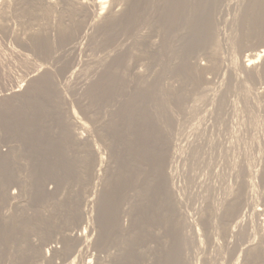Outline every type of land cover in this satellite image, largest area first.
I'll use <instances>...</instances> for the list:
<instances>
[{"label": "rangeland", "instance_id": "obj_1", "mask_svg": "<svg viewBox=\"0 0 264 264\" xmlns=\"http://www.w3.org/2000/svg\"><path fill=\"white\" fill-rule=\"evenodd\" d=\"M127 1H129V6H131V9H132L131 11L137 15V17L140 21V24L145 23V25H146V24H149V22H150V24L152 23L151 25L149 24L148 26L151 28L150 31H152V34H153V37H154L153 41H155L156 45L158 44V46H159V43L164 42L165 48L168 45H174L172 43V39L175 38V36H173L174 34L176 35V33H182V32H185L187 30L188 25H186L185 19L189 18V17H193L192 15L197 13L196 12L197 11L196 6H198V3H199L198 0H188V1L182 0L181 1V12L180 13L181 14L184 13V15L183 14L181 15L184 22L182 21V19L180 17L179 21H182V22H179L178 24L175 22V24H177V25H175V24L172 25L171 34L168 36V38L171 37V40L166 37V39H168V42L165 43V41L163 40L164 35L161 34V32H163V29H161V27H159V23H161L159 21H161V20H160L159 11H158L159 8H157V7H159L158 5L160 3V7L164 6L166 8V5H165L166 0H146V1L145 0H127ZM132 1H134V2L132 3ZM152 2H154V3H152ZM140 3H142L143 5ZM182 3H183V6H182ZM245 3L247 6L245 5ZM248 5H249V0L248 1L247 0H243V1H241V0H234V1L233 0H219L216 3V6H215L216 11H218L219 16H221L220 17L221 22L220 23L216 22L215 24H216V29L218 31L217 35L219 37V42L221 43L220 44L221 48H220V46H218V49H220L219 53L222 52V54H223L222 55L220 53L222 63L224 62L222 64V67H223L222 72L225 69H227V67L229 65L228 63H229L230 55L233 53L230 51V49H228L229 48L228 44H226L228 36L235 33L237 35V38H239L243 41L247 39L246 41H248V42H247L246 47L244 49V50L247 49L246 50L247 52L245 51L246 53H248L249 50H253V49L255 50L257 48L259 49V48L264 46V20H262L259 17L260 19L259 18H257V19H259L258 21L260 23H258V22L256 23L257 20L256 21L254 20L255 17L252 18L251 17L252 15L250 16V14L253 11L252 12L249 11L250 5L249 6ZM187 6H188V8H187ZM191 6H193V7L190 8ZM135 7H137V8H135ZM183 7L186 10L184 12L182 11ZM221 8H222V10H221ZM236 8H238V10H236ZM156 9H157V12H154V11H156ZM189 9H190V11H189ZM240 9H242V10H240ZM189 12H190V14H189ZM233 12H234V14H233ZM237 13H239V14H237ZM242 13H244V14H242ZM144 14H146V15L144 16ZM222 14H223V16H222ZM188 15H190V16H188ZM11 16L12 15L10 14V16H8L6 21H4V22L5 23L8 22L7 25L8 24L10 26L13 25L17 29L20 25H19L18 21L15 19V17L12 16V18H10ZM228 16L231 19H228ZM13 18L15 19V21ZM150 18L153 19L155 26H154L153 21H151ZM11 19H13V20H11ZM247 19H248V21H247ZM148 20H149V22H148ZM222 20H224L225 22L222 23ZM215 21H217V20H215ZM242 21L247 22V23H245V26H244ZM10 22H13V23H10ZM157 22H158V25L156 26ZM180 23H182V24H180ZM246 24H247V26H246ZM228 25L230 27L232 25V27L230 28ZM174 26H176L177 28ZM228 27L230 30L228 29ZM156 28L158 30H156ZM159 29H160V32H159ZM230 32H232V33H230ZM0 36H1L0 39H3V40H0V43H1L0 44V49H1V55H0V179H1V183H0V237H3L2 239H0V264H7V263L8 264H47V262L49 263V261L44 260L39 255L34 256L31 252L32 251L31 247L33 245H36V244L40 245L39 242H41V245H43L42 241H39L41 235H44V236L46 235L48 237V241H47L48 245L50 244V242H52L50 245L61 244V247H62L63 244H62L61 239H63L65 236H66V238L68 237L71 239V235L73 232L74 233L79 232L82 229L83 225H84V227L85 226L88 227V225H87L88 220L86 218L87 214H85V212L87 213V211H88V210H86L87 209L86 208L87 207L86 206L87 200L89 198H91L92 195L96 194V195H94V197L98 201V198L102 194L101 191L104 189L106 190V188L108 190V187H109L108 191H110V192L106 191L108 196L105 200V207H104L105 209L103 211L102 207H101V210H100L101 216H103V218L106 219V221H108V219H109V225L105 229V232L107 234L106 237L104 236L105 237L104 240H106V241H104L103 243H105V245L103 244L104 246L102 245V247L99 248L93 244V239H92V242H90L91 245L89 246L87 252L82 250L83 254H81V257H79L80 261L78 260V261L74 262L73 264H75V263L81 264L82 260H91L89 264H97V262H99V261H101V264H110L111 263L110 262L111 261L110 254L113 255V254L121 253L122 250H120V249H123V251H125V248H123V246H122L124 235H122L123 232L121 233L120 228L117 226V225H119V223L121 224V226H124V227L128 226V228L130 226L136 227L131 232L132 235L129 238L126 251L128 249L130 250L129 254L131 256V259H132L131 262L133 264H136V263L142 264V261L140 260L141 255H139L140 252L138 249H140V246H141V243H142L144 236H143L142 230H140L143 227L142 226L140 227V225L144 224V226H145V223H147V225H148V223L151 224V223L157 222L156 219H152L153 217L152 218H150V217L154 216V214H155L154 218L158 216L159 211L155 210L158 212H154L153 211V208H154L153 205L158 204L157 197H154V196L157 195L156 193L159 190L156 192L155 187L157 185H153V187H151L152 191L147 193V196L143 198V201H141V199H142L141 193H139L136 196L135 195L136 190L134 189L135 190L134 191L133 187H131V185H130V187H128V184H129L127 182V180L129 179L128 177H130V175H131V177L135 175V172H136L135 171V166H136L135 162H137L138 159L141 158L140 159L141 164L146 163L145 174L146 175L152 174V176H153V178H152V176L150 175L151 179L149 178L150 180L149 181L147 180L149 183L152 182V179L153 180L155 179V176H156L155 173L156 172H154V170L149 167V164H147V162H149L148 157H134L132 155L129 158V156L127 155L126 149L128 148V146L133 145V147H134L137 144H140L146 138H148V140H146V141H152V143H154L155 147H156V144H158V146H159V144H161V143L165 148H166V144L169 146L174 144L173 146H175V148L173 147V149H174L173 152L176 151L178 154H176L175 152L172 154L173 155L172 159H174L175 161L172 160V165H173V163H174V165L171 168V173L173 172L172 177H174V178H172L173 179L172 182L177 184V185L175 184L176 187L174 186L175 192L176 193L178 192L177 196L179 195V199H180L179 203L181 202L180 205L177 204V206H178L177 208L182 210L184 213L186 212L185 215L186 214L190 215V216L186 215L189 218L188 220H190V221L192 219H193L192 221H194L196 219L197 214L194 212H197V210L200 208V206L204 204L205 196L207 197V195H208L210 197L209 198L210 200L213 199L212 196L213 197L215 196L214 199L212 200L214 202V200H217V197L219 198V196H221V195H218V193L221 194V188L223 186H226V184L227 185H231L232 183L234 184V182H235L234 180L236 179V174H234L235 171H233V170H235V169L232 168L230 162L231 163L232 162L245 163V161H246V163H250L251 167L254 169L257 168L260 163L264 162V129L262 128L264 126H262L263 121H261L262 115H263L262 111H264V102H263L264 101V95L260 94V93L256 94L258 92V89L261 90L264 87L263 86V84H264L263 80L264 79L256 80L259 82V84H258V82H255V81L254 82L250 81L251 82L250 83L249 80H245V82L247 83V84L246 83L245 84L250 89L248 94H250L249 95L250 108H253L251 111L252 113L247 111V109L244 107L245 106V103L243 102L244 96L242 95L243 92L241 90V89H243V87L239 86V85L238 86L235 85V87H234L235 89L234 90L231 89V90H229V92L227 91V94L225 95L224 102H225V105H226V103H227V105L224 109H226L228 111H225L224 113H222L221 111L224 110L222 108H223V106H225V105H222V107H221L222 110L220 109V112L222 115H220V117H216L215 116L216 114H214L212 117H210L208 114H206L205 115L206 118L205 117L201 118L199 123L196 124V127H198V129L196 131L194 130L195 131L194 132L193 128H189L190 126L187 122L189 120L188 119L189 117H187L189 114V111H187V110L188 109L191 110L190 108L193 107V102H196V98L198 97L199 91H201L203 89V87H205V86L209 87V92H208L209 95L210 94L213 95V92H214V94H216L217 90L219 89L221 74L218 76H215L216 75L215 73L210 72L208 74L209 79L206 80V82H208V83H206L205 81H204L205 83L203 81H201L200 82L201 86L198 89V93H197V91L194 90V87L193 88L190 87V84H188L186 86L185 90H188L189 88L191 90L190 89H189L190 91L188 90L189 92L187 93L186 97L183 99L184 101L182 100V105H183L182 108L184 109V111H181V110L178 111L177 106H173V104H174L173 98H169L168 102H166V103H168L167 109L165 111H161V110L158 111L160 121H162L166 124L162 125V124H160L161 122L156 123L153 121L155 126H152V130H151V128L148 129L150 136H147L146 138L145 137L142 138L141 135L137 136L134 134L136 130L133 131L132 134H131V130H129V129L133 128L129 122H135L136 117L138 116L135 114L134 110H132V113H129L128 111H126L127 110L126 107L128 105L127 102H129V97L131 96V94L127 92V89H128L127 83H130V81L132 79L128 78L130 81L128 79L127 80L125 79V84L123 83V85L124 86L126 85L125 86L126 88L124 87L125 89L122 88V90L119 88L117 90L118 85L116 83V87H113L114 88V89L112 88L113 90L109 91L107 94H104V98H101V99L99 97H96L94 95H90L88 93H86V94L84 93V95H83V92L81 90L80 91L76 90L77 87L79 86L77 84V80L72 79V78H69L68 80H66V76L68 75V72L65 71L67 69H64V68H66L70 64H67V62L61 61L62 59H60V60L54 59L52 61V59H51L52 53L51 52H50V56H51L50 57L49 55H46V54L42 55V54L38 53L37 50H34L33 48H25V47L16 46L14 44L13 40L7 38L4 35V33H2L1 31H0ZM161 36H162V38H160ZM172 37H174V38H172ZM11 45L14 47L15 51H21V52H24L26 54H29L28 56H29L30 62L27 64L28 67L32 66L34 64H40L41 66H46L49 69L51 68L52 71H54L55 73L51 71L50 72L51 73L50 78L46 77V76H42L40 78V80L38 79L36 82H28L27 84L25 82V86L22 87V89H24V90L19 95L9 97V95L6 94L9 90H6V89H8L9 87H11L14 84H17L18 81L22 80L24 75H25V71H28L30 69V68L25 67L24 62H22V60L19 58V56L17 54L10 53V51L8 50V47L13 48ZM161 45H163V44L161 43ZM226 45H227V47H226ZM144 47L141 48V51L139 53L141 58L144 57L143 59H146V58H147L146 60L149 59L148 61L144 60V61H146L145 64L147 65L148 64L147 62H149L150 66H151V67L149 66L150 69H152V68L156 69L155 71H157V73L160 74V79H159V88L161 87L160 90L162 89L161 91L164 92L165 96H167V95L172 96L171 87L176 89L183 82L182 81L183 78L181 76L175 77L170 72L171 71L170 70V65H171L170 62L172 61L171 57H174V56H172V54H170V52H168L169 54L167 53V55L164 53H163V55L160 54L161 55V57H160V56H158L157 53L153 52V50L148 45L147 46L144 45ZM144 50H145V52H144ZM245 52L241 53L239 50L236 51V53H237L236 56L238 57V64L235 66V71H237V73L241 76V78L243 77L244 79H245V75L241 71V61H242L244 55L246 54ZM144 54H146V56H144ZM197 54H198L197 55V61L199 63H205L206 57H204V54L200 53V51ZM128 55L129 56L127 58L130 59L129 58L130 54H128ZM134 56L132 57V59H136V56L135 57ZM123 58H125V56ZM55 60H57V61L55 62ZM164 60H166L165 67H163L164 66L163 63L165 62ZM168 62L170 65L168 64ZM225 62H226V64H225ZM151 63H155V67H153ZM121 64L122 65H121L120 71L123 74V70H122L123 63H121ZM53 65H54V67H53ZM167 65H169V66L167 67ZM224 65H226V66L224 67ZM139 67H141V68H139ZM139 67H138L139 70L140 69L143 70L142 73H144V72L147 73L146 68L148 66H146V68H144L145 66H139ZM161 68H162V70H161ZM164 68H166V71H167L165 73H164V71H165ZM168 68H169V70H168ZM123 69H124V67H123ZM150 69H148V72L149 71L151 72ZM65 72H66V74H65ZM150 72L148 74H153ZM168 72H169V74H168ZM214 76H215V78H214ZM241 80H243V79H241ZM115 82L113 83V86H114ZM178 82H180V83H178ZM261 82H262V84H261ZM256 83H257V85H256ZM57 84H60V88L62 87L61 89L63 91H61V92L58 91L57 88L59 85H57ZM129 85H131V84H129ZM200 88H201V90H200ZM79 92L81 94H79ZM185 92L186 91L183 92V95L185 94ZM178 93L179 92H177V94ZM82 98H84V99H82ZM134 99H135V96L133 98H130V100H132V101ZM192 99H194V100H192ZM197 100H199L201 102L199 103V101H197L196 102L197 104L194 103V105L198 108L200 107L199 112L203 113L202 110L206 108L207 103H205L204 99H202V100L197 99ZM132 101H130V103ZM63 104H65V105H63ZM155 104L157 105V107L159 109V106L161 105V103L159 101H156ZM188 105L191 107H189ZM255 106L258 108H256ZM71 107L74 109L75 113H77V115L83 121L87 122L89 126L91 125L90 128L92 129L93 132H94L93 128H95L94 127L95 124L93 125L92 123L93 122L95 123V121L97 119H98V121H99V119L101 120L100 123H102V124L99 123L101 125V127L99 128L100 130L97 132L95 131L94 133H91L89 140H84V142L86 141L85 142V148L87 150H88V147L92 146L94 142L96 144H98L99 146H101L100 147L101 151H103V155L106 157L105 162L106 161L107 162H106V164H104V166H103L104 170L102 168L103 172H102L99 180H97V181H101V179H102L105 182L106 186L104 185L103 181L96 183L97 184L96 186H98L99 188L93 186L94 185L93 184V177H94V170L93 169L94 168H92L93 165H91V158H90V165H89V170H88L90 175L87 174L88 173L87 172L85 175H87V176L89 175V177L85 176L86 177L85 179L87 180L90 177H92V180L89 179L90 181L88 180L86 182V180H84V178H82L79 174H77L79 171L78 169L80 167L79 166L80 161L78 160L79 156H80V154L85 153L83 150L84 147L82 146L83 144L78 143V142H83V139H81L80 141L76 140L77 138H75V134H74L76 129H73V128H75L74 125H72L70 127V126H66V125L61 124L62 120L64 119V117H66V115H67V118H66L67 121L72 119L71 115L73 114V111L71 110L72 109ZM172 110L175 111V113H174L175 118L174 119H176V120H173V123L172 122L170 123V117H171ZM185 110H186V112H188V114L185 112ZM226 112H228V113H226ZM68 113H69V116H68ZM225 113L227 115H225ZM258 114L260 115L259 117H258ZM223 116H225V118ZM254 116L255 117L257 116L258 118L257 117L255 118ZM256 119H258V120H256ZM93 120H95V121H93ZM253 120H255V121H253ZM228 122H229V124H228ZM231 122H233L234 124ZM210 124H212V125H210ZM163 126L167 130H164L165 128ZM161 127H163L164 129L162 130ZM160 128H161V130H160ZM134 129H136V128H134ZM158 129L161 132L158 131ZM152 131H154L155 133H153ZM157 131H158V133H157ZM85 133H87V132H85ZM151 133H153V134L151 135ZM171 133H172V136L170 135ZM154 134H156L155 137H153ZM93 135H94V137H93ZM173 136L176 137V139H175V137L173 138V140H176V141L171 142L172 141L171 139ZM168 137H170V138H168ZM157 138L158 139L160 138V140H158ZM176 145H177V147H176ZM174 154H176L177 156H175ZM159 155L161 157L162 153L161 154L159 153ZM163 155H164V153H163ZM133 159L134 160L136 159V161L134 162V165H135L134 167L132 165L133 163L132 164L130 163V165H129V162L133 161ZM143 161H146V162H143ZM126 164L129 166L126 167ZM108 165H110V166H108ZM129 168H130L131 173L128 172ZM221 168H223V169H221ZM225 170H226V172H225ZM58 174L63 176L61 181L58 180V176H57ZM127 174H130V175H127ZM105 177H106V179H105ZM107 178L109 179L108 181H107ZM131 179H133V177ZM106 181H107V183H106ZM125 181H126V183H125ZM101 183H103V184H101ZM174 183H173V185H174ZM211 185H213L214 187ZM134 187L138 188V184H136ZM87 188L89 191L87 190ZM77 189H79V192ZM80 190H81V192H80ZM94 190L96 191V193ZM47 192L48 193L53 192L54 194L52 196L49 195V197H48ZM76 193L79 195H77ZM130 194H133V195H130ZM136 194H137V192H136ZM150 194L153 196L151 197ZM76 195H77V197H76ZM184 196H185V198H184ZM47 197H48L49 203L46 202ZM66 197H67V199H66ZM129 197H130V200L127 201L129 199ZM145 198L146 199L150 198V199L146 201ZM151 198L152 199L156 198L154 200V204L149 203L148 207H147V205L145 203H142V202H146V203L151 202L150 201ZM189 200H192V201H189ZM106 201H108V202H106ZM131 201H132V204H130ZM46 203L50 204V205H48L49 213H50V214L48 213V215H46V211L48 212V210L47 209L45 210V208H46L45 204ZM128 203H129V206L127 205ZM96 205H98V204L96 203ZM180 206H181V208H180ZM124 209H126V210H124ZM57 211H59V214L60 213L62 214V216L60 215L61 219L60 218H51L50 216H53L56 213L58 214ZM191 211L193 212V214ZM67 212H70V213L72 212L73 216H74L73 224H70L69 226H68V224L65 225L63 222L65 217H66ZM77 212L78 213L82 212L85 215V217L81 213L82 218L79 219V221H78V219L75 218V216L78 215V214H76ZM94 214L96 215L95 212H94ZM94 214L92 216V217H94L92 220V223H90L91 227H94V228L88 227L89 229L88 228L85 229L83 227V229H82L84 231L85 235H87V236H88V233H90V235L95 233L94 236L95 237L97 236V231L99 228H98L96 217L94 216ZM192 215H194L193 218H192ZM2 216H3V218H2ZM8 216H15L13 219H18V220H19V218L20 219L24 218L23 220L27 221V222L26 223L23 222V223H25L27 225L26 226L24 225V227H23L22 224H17L18 220L12 225L9 222L6 223V221L4 222L6 224H4L1 220H9V219H7ZM48 216L50 218H48ZM252 216H253L252 218L250 216V221L254 222L255 216L254 215H252ZM118 217H120V219ZM52 219L53 220L55 219L54 222L51 221ZM61 220H62L64 226H66V227L62 226L63 224H62ZM140 220H141V222H140ZM74 222H76V223H74ZM114 223H116V224H114ZM92 224H93V226H92ZM114 225L116 227L115 228L116 230L115 229L113 230ZM160 225H161V227H160ZM70 226H72L74 228H71ZM183 226H184L183 227V230H184L183 234H186L187 239H190V235H191L190 233L192 232L191 228L188 225H183ZM65 228H66V230H65ZM90 229H92V231ZM138 229H139V231H138ZM158 229H160V230H158ZM158 229H157V232L158 233L160 232V234H158L159 235V236H157L158 238L156 237L157 239L154 238V236L151 238L149 236V233H147V235H148L147 237H149V242L151 241L150 244H152V245H154V247H156L154 249L156 256L158 254L157 252H159V253L162 252V249H163V252L166 251V247H164L162 245V244H164L163 239L165 238L164 236L167 232L166 225L159 223ZM82 230L80 232H83ZM117 231H118V233H116ZM161 231L164 232V235ZM185 231H187L188 233L190 232V233L188 234ZM162 235L164 238L162 237ZM18 236L24 237V239L19 240V239H17ZM140 236H141V238H140ZM92 238H94V237H92ZM5 239H7V240H5ZM71 240H73V239H71ZM158 240L159 241L161 240L163 242H159ZM155 243L157 244V246ZM159 243H161V244L158 245ZM193 244L194 243L191 244L192 246L187 245L186 250H184L185 251L184 254L187 255V256L184 255V257H187V259H189V261H191V262L197 261L198 264H200V263H203L204 259L208 258L207 260L211 259L212 261L214 260V262H217V263L219 260H221L223 264H231L236 260L235 258L237 257L236 256L237 253H236V251H234V247H233L234 241L231 244H229L230 245L229 250L231 249L232 250V251L230 250L231 252L226 250V248L228 249V247H226L223 244V242L221 243V245H223V247H221L222 251L220 250V248L218 251L215 250L213 247L210 248L209 246H211V245H209V244L208 245L204 244V246H202V247H199L196 244H194L195 245L194 246ZM48 245L43 246L42 254L44 253V249L46 247H48ZM121 246H122V248H121ZM193 246H194V248H193ZM75 250H76V252H75ZM65 251L66 252L62 251L61 253H58L57 257L56 256L52 257V259H51L52 262L51 261L50 262L52 264H70V262H71L70 258L71 257H72V259L74 258L75 254H77V249L71 250L72 253H71V251H67V250H65ZM68 252H70V255ZM217 252H220L221 255H219L220 253L218 254ZM86 253H88V254H86ZM228 253H230V254H228ZM90 254H91V256H90ZM215 255H217V256L215 257ZM241 256H240V260L237 261L238 263L236 262L237 264H241V263L245 264V262H246V264L247 263L248 264L249 263L250 264H256V263L257 264H264V256H262V255L254 258V259L249 258V259H247V261L243 255V253ZM218 257H221L222 259H220ZM85 258H87V259H85ZM201 258H203V259H201ZM213 258H215V259H213ZM242 258H245V259H242ZM211 260H210V262H212ZM254 260H255V262L257 260H259V261L254 263ZM152 262H154V264H158L155 261V258H153ZM143 264H145V263H143Z\"/></svg>", "mask_w": 264, "mask_h": 264}, {"label": "bare ground", "instance_id": "obj_2", "mask_svg": "<svg viewBox=\"0 0 264 264\" xmlns=\"http://www.w3.org/2000/svg\"><path fill=\"white\" fill-rule=\"evenodd\" d=\"M181 1L182 0H166L165 1L166 8L164 6L160 7V3L158 5L159 7H157V8H159L158 11H159V17L161 20V21H159V22H161V23H159V27H161V29H163V32H161V34L164 35L163 40L165 41V43L168 42V39L171 40V37L168 38V36L171 34L172 25H174L175 22L178 24L179 22L183 21L181 15L182 14L184 15V13H182V14L180 13L181 12ZM198 1H199L198 6L195 5L196 9H197V11H196L197 13L192 15L193 17H189V18L185 19V23H186V25H188L187 30L185 32H182V33H176L175 32L176 35L172 34L173 36H175V38L172 37V38H174V39H172V43L174 45H168V46H166V48L164 47V42H161L163 45H161V43H159V46H158V44L156 45L155 41H153L154 37H153L152 31H150L151 28L148 26L150 24L149 20H148L149 24H146V25H145V23L140 24V21H139L137 15L131 11L132 10L131 6H129V1H127V0H0V31L2 33H4V35L7 38L12 39L16 46L25 47V48H33L34 50H37V52L42 54V55L46 54V55L50 56V52H51L52 57L51 56L50 57H51L52 61L54 59H59V60L62 59L61 61L67 62V64H70L69 66H67L68 68L67 67L64 68V69H67L65 71L68 72V75L66 76V80H68L69 78L77 80V84L79 86L77 87L76 90L77 91L81 90L83 92V95H84V93L85 94L88 93L90 95H94V96L99 97L101 99V98H104V94H107L109 91L114 89L113 87H116V83L118 85L117 90H118V88L122 90V88L123 89L126 88L125 87L126 85L125 86L123 85V83L125 84V79L126 80L128 78L132 79L131 81L128 79L130 81V83H127V87H128L127 92L130 93L131 96L129 97V102H127L128 105L126 107L127 108L126 111H128L129 113H132V110H134L135 114L138 116L136 117L135 122H129L133 127L129 130H131V134L133 131L136 130L134 134L137 136L141 135L142 138H144V137L146 138L147 136H150L148 129L151 128V130H152V126H155L154 122H156V123L161 122L160 124H162V125L166 124V123L160 121L158 111H160V110L165 111L167 109L168 103H166V102H168L169 98H173V102H174L173 106H177L178 111L179 110L184 111V109L182 108L183 107L182 100L186 97L187 93L191 90L190 88H189L190 90L188 89L189 91L185 90L186 86L188 84H190V87H192V88L194 87V90L197 91V93H198V89L201 86L200 82L201 81L206 82V80L209 79L208 74L210 72L215 73L216 74L215 76H218L221 74L219 89L217 90L216 94H214V92L212 91L213 95H211V94L209 95V93H208L209 87L208 86L203 87L202 90L200 88L201 91H199L198 97L196 98V102L199 101L197 99H200V100L204 99L205 103H207L206 108L205 109L202 108L203 113L199 112L200 107L198 108L194 105V103L197 104L196 102H193V107L189 106L190 104L188 105L189 107H191L190 108L191 110H189L187 108L188 109L187 111H189V114L185 110V112L188 114L187 117H189L188 118L189 120L187 121L189 126H190L189 128H193V131L194 130L196 131L198 129V127H196V124L199 123L201 118L205 117L206 114H208L210 117H212L214 114H216L215 115L216 117H220V115H222L221 112L224 113L225 111H228V110L224 109L227 105V103L225 105V102H224L225 95L227 94V91L229 92V90H231V89L234 90L235 85H237V86L239 85V86L243 87V89H241V90L243 92L242 95L244 96L243 97L244 101L243 100L242 101L245 103L244 107L247 109V111L251 112L253 108H250V104H249V100H250L249 95L250 94H248L250 89L246 85L247 83L245 82V80H249V82L250 81L258 82L256 80L264 79V46L259 48V49L257 48L255 50L254 49L253 50L248 49L249 51H248V53H246L247 49L246 50H244V49H245L246 44L248 42V41H246L247 39L243 41V40L237 38V35L235 33L228 36V38L226 37L227 38L226 44H228V47H229L228 49H230V51L233 52L234 54L233 53L232 54L230 53L231 55L229 54L230 55L229 63H228L229 65H228L227 69H225L222 72V69H223L222 64L224 62L222 63V59L220 56V53L222 54V52L219 53L220 49H218V46H220L221 43L219 42V37L217 35L218 31L216 29V24H215L216 22L217 23L221 22V19H220L221 16H219V13H218V11H216V7H215L216 3L219 0L218 1L217 0H198ZM241 1H243V0H241ZM133 2L134 1H132V3ZM152 3H154V2H152ZM183 3H182V6H183ZM140 4H142V3H140ZM245 5H246V3H245ZM249 5H248L250 7L249 11H251V12L253 11L250 14V16L252 15L251 16L252 18L255 17L254 20L255 21L257 20L256 23L257 22L260 23L258 21L260 18L262 20H264V0H249ZM192 7L193 6H191L190 8H192ZM135 8H137V7H135ZM187 8H188V6H187ZM183 9H184V7L182 8L183 12L186 11L185 9L184 10ZM221 10H222V8H221ZM236 10H238V8H236ZM240 10H242V9H240ZM189 11H190V9H189ZM154 12H157V9ZM10 14L15 17V19L18 21V23L20 25L17 29L13 25L12 26H10L9 24L7 25L8 22L7 23L4 22V21H6L7 17L10 16ZM189 14H190V12H189ZM233 14H234V12H233ZM237 14H239V13H237ZM242 14H244V13H242ZM145 15L146 14H144V16ZM12 16L10 18H12ZM188 16H190V15H188ZM222 16H223V14H222ZM180 17H181L182 21H179ZM257 18H259V19H257ZM13 19H11V20H13ZM15 19H14V21H15ZM150 19H151V21H153L152 18H150ZM228 19H231V18H229V16H228ZM215 20H217V21H215ZM247 21H248V19H247ZM224 22L225 21L222 20V23H224ZM10 23H13V22H10ZM153 23H154V21H153ZM245 23H247V22H243L244 26H245ZM177 24H175V25H177ZM180 24H182V23H180ZM157 25H158V22H157L156 26ZM154 26H155V23H154ZM246 26H247V24H246ZM174 27H176V26H174ZM229 27H228V29H229ZM231 27H232V25H231ZM156 30H158V29L156 28ZM159 32H160V29H159ZM230 33H232V32H230ZM162 36L160 38H162ZM166 37L168 39H166ZM0 40H3V39H0ZM144 45H146V46L148 45L153 50V52L157 53L158 56H160V57H161L160 54L163 55V53H164L167 55L168 52H170V54H172V56H174V57H171L172 61L171 62L169 61L171 63V65L168 62V64L170 65V70H171L170 72L175 77L181 76L183 78V80L181 79L183 82L181 85L179 84L180 86H178V88H176V89L171 87L172 96L171 95L165 96L164 92L161 91L162 89L160 90V88H161V87L159 88L160 74L157 73V71H155L156 69H153V68L150 69L151 66H150L149 62H147L149 65L145 64V62L148 61L149 59L146 60L147 58L146 59H143L144 57L141 58L139 53L141 51V48L144 47ZM226 47H227V45H226ZM220 48H221V46H220ZM8 50L10 51V53L17 54L19 56V58L22 60V62H24L25 67L30 68L28 71H25V75H24L22 80L18 81L17 84H14L11 87H9L8 89H6V90H9L6 93L7 95H9V97L19 95L24 90V89H22V87L25 86V82H26V84L28 82H36L38 79L40 80V78L42 76H46L49 78L51 77V73H50L52 71L51 68L49 69L48 67L41 66L40 64H34V65L31 64L32 66H29V67L27 66V64L30 62L29 56H28L29 54H26V53L21 52V51H15L14 47L13 48L8 47ZM237 50H239L241 53H244L246 51L245 52L246 54L244 55V57L241 61V71L244 73L245 79L243 77L241 78V76L237 73V71H235V66L238 64V57L236 56V54L238 53V52L236 53ZM199 51H200V53L204 54V57H206L205 63H199L197 61V55H198L197 53H199ZM144 52H145V50H144ZM128 54H130V57H129L130 59L127 58L129 56ZM0 55H1V49H0ZM134 55L136 56V59H132V57ZM124 56H125V58H123ZM144 56H146V54H144ZM144 60H146V61H144ZM56 61L57 60H55V62ZM164 61L163 62L165 64L163 63V65H164L163 67H165V65H166V60H164ZM121 63H123V67H124V69L122 67L123 74L120 71L121 65H122ZM151 64L153 67H155V63H151ZM225 64H226V62H225ZM169 65H167V67ZM139 66H145L144 68H146V66H148L146 68L147 73H145V72L142 73L143 70L142 69L139 70V68H141ZM225 66L226 65H224V67ZM53 67H54V65H53ZM148 69H150L151 72L150 71L149 72L153 73V74H148L149 73ZM164 69H165L164 73L167 72L166 68H164ZM161 70H162V68H161ZM168 70H169V68H168ZM52 72H54V71H52ZM65 74H66V72H65ZM168 74H169V72H168ZM215 76H214V78H215ZM241 79H243V80H241ZM114 82H115V84L113 86ZM180 82H178V83H180ZM263 82H264V80H263ZM206 83H208V82H206ZM129 84H131V85H129ZM258 84H259V82H258ZM261 84H262V82H261ZM57 85H59L57 88L58 91H60V92L63 91L61 89L62 87L60 88V84H57ZM256 85H257V83H256ZM263 86H264V84H263ZM184 91H186V92L183 95ZM177 92H179V93L177 94ZM259 93L264 95V87L261 90L258 89V92L256 94H259ZM79 94H81V93L79 92ZM134 96H135V99L133 101L130 100V98H133ZM82 99H84V98H82ZM192 100H194V99H192ZM130 101H132V102L130 103ZM156 101H159L161 103V105L159 106V109H158L157 105L155 104ZM200 102L201 101H199V103ZM63 105H65V104H63ZM222 105H225L222 108L224 110L221 109ZM256 108H258V107H256ZM220 109L222 110L221 112H220ZM71 110L73 111V114L71 115L72 119L67 121V119H66L67 115H66V117H64V119L62 120L61 124L66 125V126H70V127L72 125H74L75 128H73V129H76V131L74 132L75 138H77L76 140L80 141L81 139H83V142H78V143L83 144L82 146L84 147L83 150L85 153L80 154V156H79L78 160L80 161L79 162L80 167L78 169L79 171L77 174H79L82 178H84V180H86L85 179L86 177H89L90 174H89L88 170H89L90 158H91V165H93L92 168H94L93 169L94 170V177H93V184L94 185L93 186L98 187V186H96L97 185L96 183L103 181L102 179H101V181H97V180H99V178H100V176L104 170L103 166L107 162V161L105 162L106 157L103 155V151H101V148H100L101 146H99L95 142L93 143L92 146H89L90 148L88 147V150H87L85 148V142L86 141L84 142V140H89L91 133H94L95 131L97 132L100 130L99 129L101 127L100 124H102V123H100L101 120L99 119V121H98L97 118H96L97 119L96 121L93 120V121H95V123L94 122L92 123L93 125L95 124V126H94L95 128L92 127L94 130V132H93L92 129L90 128L91 125L89 126L87 122L83 121L77 115V113H75L73 108ZM262 112H263V115H262L261 121H263L262 126H264V111H262ZM174 113H175V111L172 110L171 117H170V123L171 122L173 123V120H176V119H174L175 118ZM226 113H228V112H226ZM226 113H225V115H227ZM68 116H69V113H68ZM259 116L260 115L258 114V117ZM223 117L225 118V116H223ZM256 120H258V119H256ZM253 121H255V120H253ZM231 123H233V122H231ZM212 124H210V125H212ZM228 124H229V122H228ZM163 127H161L162 130L165 128V127L164 128ZM134 128H136V129H134ZM161 128H160V130H161ZM262 128L264 129V127H262ZM160 130L158 129V131H160ZM164 130H167V129L165 128ZM158 131H157V133H158ZM85 132H87V133H85ZM152 132L155 133L154 131H152ZM153 133H151V135ZM155 135L156 134H154L153 137H155ZM170 135L172 136V133ZM93 137H94V135H93ZM174 137L175 136L172 137L171 142L176 141V140H173ZM168 138H170V137H168ZM175 139H176V137H175ZM144 140L140 144H137L138 143L137 142L136 146L133 147V145H131V146H128V148L126 149L127 155L129 156V158L132 155L134 157H148L149 162H147V164H149V167L152 168L154 170V172H156L155 173V175H156L155 179L154 180L152 179V182L149 183L148 181L151 179L150 175L152 176V174H150V175L145 174L146 163L141 164L140 163L141 158L138 159L139 161L137 160V162H135L137 158L135 160L133 159V161L130 160L131 162H129V165H130V163L131 164L133 163L132 164L133 167L135 166L134 165V162H135V164H136L135 171L136 172H135V175L133 174L134 176H132L133 179H131L132 177L130 174H127V175H130V177H128L129 181L127 180V182L129 183L128 187H130V185H131V187H133V190L134 189L136 190V192H137V194L135 192L136 196L139 193H141V197H142L141 201H143V198L147 196V193L152 191L151 187H153V185H157L155 187L156 192L159 190L156 193L157 195L154 196V197H157L158 204L153 205V207H154L153 211L154 212L159 211L158 216H157L158 218L157 217L154 218L155 214H154V216L150 215L151 216L150 218L153 217L152 219H156L157 222H154L151 224L148 223V225H147V223H145V226H144V224L140 223L141 224L140 227L141 226L143 227L140 230H142L144 238L142 237L143 240H142L140 249H138L139 247L137 249L140 252V254L139 253L138 254L141 255L140 260L142 261V264L143 263L154 264V262H152L153 258H155V261L158 264H196V263L198 264L197 261L191 262V261H189V259H187V257H184V255H186V254H184L185 253L184 250H186L187 245L190 246L192 243L198 245L199 247L204 246V244L205 245L209 244V245H211V246H209L210 248L213 247L215 250L218 251L219 248L221 250V247H223V245H221V243L223 242V244L226 247H228V249H227L224 246L226 248V250L231 252L232 250L231 249H230L231 251L229 250V246H230L229 244H231L234 241L233 247H234V251H236V253H237V255H236L237 257L235 258L236 260L231 264H237L238 263L237 261L240 260V256L242 255V253H243L244 257L246 258V261L249 258L254 259L260 255L264 256V162L260 163L259 166L255 169L251 167L250 163H246V161H245V163H241V162L240 163L239 162H232L231 163L230 162L232 168L235 169V170H233V171H235L234 174H236V179L234 180L235 181L234 184L231 182L232 183L231 185L226 184V186H223L221 188V194L218 193V195H221V196H219V198H218L217 197L218 195H217L216 196L217 200H214V202L212 200L214 199L215 196L214 197L212 196V198H213L212 200L209 199L210 197L208 195H207V197L205 196L204 204L200 206V208L197 210V212H194L197 214V217L195 216L196 219L194 221H192L193 219L190 221V220H188L189 218L187 217L190 215L186 214L187 215L186 216L185 215L186 212L184 213L182 210L177 208L178 207L177 204L180 205L181 202L179 203L180 199H179V195L177 196L178 192L177 193L175 192L174 186L176 183L172 182V180H173L172 178H174V177H172L173 172L171 173V168L174 165V163L172 165V160L175 161L174 159H172V157H173L172 154L174 152L176 154H178L176 151L173 152V150H174L173 147L175 148V146H173L174 144L172 143L173 145H171V146L166 144V148H165L161 143V144H159V146H158V144H156V147H155L154 143H152V141H146V140H148V138H146ZM158 140H160V138ZM176 147H177V145H176ZM159 153L160 154L162 153L161 157H160ZM163 153H164V155H163ZM176 154H174V155L177 156ZM143 162H146V161H143ZM129 165L126 164V167H128ZM108 166H110V165H108ZM102 168H103V170H102ZM221 169H223V168H221ZM128 172H130V168L128 169ZM225 172H226V170H225ZM86 173L89 175L88 176L85 175ZM57 176H58V180L61 181L63 176H61L60 174H58ZM152 178H153V176H152ZM89 179L92 180V177H90ZM89 179H87L86 182ZM105 179H106V177H105ZM108 180L109 179L107 178V181ZM107 181H106V183H107ZM0 183H1V179H0ZM125 183H126V181H125ZM173 183H174V185H173ZM101 184H103V183H101ZM136 184H138V188L134 187ZM104 185H105V182H104ZM211 186H213V185H211ZM79 189H77L78 192H79ZM87 190H88V188H87ZM104 190L101 191L102 194L99 198L97 197L99 194L96 196L98 198V201L94 197V195H96V194H94L91 196V198H89L87 200V205H86L87 207L85 206L87 208L86 210H88L87 213L85 212V214H87L86 218L88 221L87 220L86 221L88 223L87 222L86 223H87L89 228H94V227H91L90 223H92V220L94 218V217H92L94 212L96 213V215L94 214V216L96 217L97 225L99 228L97 231L96 237L94 236L95 233L91 234V235H90V233H88V236L85 235L84 231L82 230L84 225L81 229L83 232H80L81 231L80 230L77 233L76 232L72 233L71 239H73V240H71L68 237L66 238V236L63 239H61L62 244H63L62 247H61V244L50 245L52 242H50V244L48 245V242H47L48 237L46 235L45 236L41 235L39 241H42L43 245H41V242H39L40 245L39 244L33 245L31 247L32 254L34 256L39 255L44 260L49 261V263L47 262V264H52L51 263L52 257H55V256L57 257L58 253H61L62 251L66 252L65 250L71 251L73 249H77V254L74 253L75 254L74 258L73 259H72V257L70 258L71 259L70 264H73L74 262H76L80 259L79 257H81V254H83L82 250L87 252L89 246L91 245L90 242H92V239H93V244L99 248L102 247L103 244L105 245V243H103V242L106 241V240H104L105 237L107 236L105 229L109 225V219H108V221H106V219H104L103 216H101L100 210L102 207V210L104 211L105 200L108 196L107 192H110V191H108L109 187H108V190H107V188L105 191ZM80 192H81V190H80ZM95 193H96V191H95ZM53 194H54L53 192H51V193L47 192L48 197H49V195L52 196ZM77 195H79V194H77ZM77 195H76V197H77ZM130 195H133V194H130ZM150 196L152 197L153 195L150 194ZM48 197H47L46 202H48ZM130 197L127 201L130 200ZM184 198H185V196H184ZM66 199H67V197H66ZM149 199L150 198H147V199L145 198L146 201ZM155 199L151 198V200H150L151 202H148V203L142 202V203H145L148 207L149 203L154 204ZM189 201H192V200H189ZM106 202H108V201H106ZM96 203L98 205H96ZM130 204H132V201ZM45 205H46L45 210L46 209L48 210V212L46 211V215H48V213H49L48 205H50V204L46 203ZM127 205L129 206V203ZM181 206H180V208H181ZM124 210H126V209H124ZM155 210H158V211H155ZM57 212H58V214L56 213L55 215L50 216V217L51 218H60V215L62 216V214L61 213L59 214V211H57ZM81 213L80 212L76 213L78 215L75 216V218L78 219V221H79V219L82 218L83 213L82 214ZM192 214H193V212H192ZM252 215L255 216L254 222L250 221V216L252 218L253 217ZM193 216L194 215H192V218H193ZM14 217L15 216H8L7 219H9V220H1V221L3 223L5 221H6V223L9 222L12 225L18 220V219H13ZM50 217L48 216V218H50ZM84 217H85V215H84ZM2 218H3V216H2ZM118 218L120 219V217H118ZM23 219L19 218L17 224H22V226L24 227V225L25 226L27 225V224H25L27 221H24ZM73 219H74L73 213L67 212L66 217H65L63 222L65 225L68 224V226H69L70 224H73ZM54 220L52 219L51 221L54 222ZM23 222H25V223H23ZM61 222H62V220H61ZM63 222H62V224H63ZM140 222H141V220H140ZM6 223H4V224H6ZM74 223H76V222H74ZM116 223H114V224H116ZM157 223L166 225L167 232H166V234L164 236L165 238H164L163 237L164 232L161 231L163 233L162 237L164 238L163 239L164 244H162V245L164 247H166V251L163 252V249H162L163 253L162 252L159 253L156 251L158 253L156 256V253L154 252V249L156 247H154V245L150 244L151 241L149 242V237H147L148 236L147 233H149V236L151 238L153 236H154V238L159 236L158 234H160V232L159 233L157 232V229H158ZM64 224L62 226H64ZM183 225H188L191 228L192 232L191 233L189 232L191 234L190 239H187L186 234H183V231H184ZM92 226H93V224H92ZM117 226L120 228L121 233L123 232L122 235H124L122 246H123V248H125V251H123V249H120V250H122L121 253L113 254V255L110 254V257H111V261H110L111 263L110 264H133L131 262L132 259H131V256L129 254L130 250L128 249L126 251V248L128 246L129 238L132 235L131 232L136 227L130 226L128 228V226H125V227L121 226L120 223ZM64 227H66V226H64ZM70 227L74 228L72 226H70ZM88 227L85 226L84 228L87 229ZM160 227H161V225H160ZM115 228L116 227L114 225L113 230ZM65 230H66V228H65ZM90 230L92 231V229H90ZM158 230H160V229H158ZM138 231H139V229H138ZM185 232L188 233L187 231H185ZM116 233H118V231ZM92 237H94V238H92ZM2 238L3 237H0V239H2ZM140 238H141V236H140ZM17 239L21 240V239H24V237L18 236ZM5 240H7V239H5ZM159 242H163V241L160 240ZM160 244L161 243H159L158 245H160ZM44 245L45 246L48 245V247H46V248L44 247L45 248L44 253L42 254ZM122 246H121V248H122ZM156 246H157V244H156ZM194 246H193V248H194ZM75 252H76V250H75ZM68 253L70 255V252H68ZM71 253H72V251H71ZM217 253L219 254L220 252H217ZM86 254H88V253H86ZM228 254H230V253H228ZM217 255H215V257ZM219 255H221V253ZM90 256H91V254H90ZM221 257H218V258L222 259ZM245 258H242V259H245ZM85 259H87V258H85ZM201 259H203V258H201ZM207 259L208 258L203 260L204 264H223L221 260H219L217 263V262H214V260L212 261L211 259H209V260H207ZM213 259H215V258H213ZM210 260L212 262H210ZM90 261L91 260H82L81 264H89ZM257 261H259V260H257ZM256 262L254 260V263H256ZM203 263H200V264H203ZM97 264H101V261L97 262ZM241 264H243V263H241ZM245 264H246V262H245Z\"/></svg>", "mask_w": 264, "mask_h": 264}]
</instances>
